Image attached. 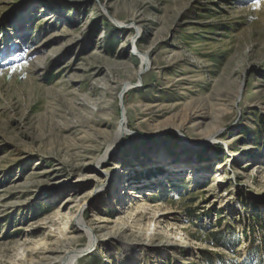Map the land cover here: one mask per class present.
<instances>
[{
  "label": "rangeland",
  "instance_id": "rangeland-1",
  "mask_svg": "<svg viewBox=\"0 0 264 264\" xmlns=\"http://www.w3.org/2000/svg\"><path fill=\"white\" fill-rule=\"evenodd\" d=\"M80 215L76 264H259L264 0H0V264Z\"/></svg>",
  "mask_w": 264,
  "mask_h": 264
},
{
  "label": "bare ground",
  "instance_id": "bare-ground-1",
  "mask_svg": "<svg viewBox=\"0 0 264 264\" xmlns=\"http://www.w3.org/2000/svg\"><path fill=\"white\" fill-rule=\"evenodd\" d=\"M140 58H141V61H142V66L140 67L139 71L142 72V71H144L148 67V65H149V58L147 56H145V55H141ZM125 124H126L125 122L122 123L121 126H120V129H118L117 130V133H115L114 139L112 140V142L110 143V145L108 147L109 150H110V148L113 147L114 144H116V146H117L118 145V140L124 137L125 133L123 132V129H124V127L126 128V125ZM106 154L99 161V163H98L99 166H101V165L103 166L104 161H105V159L107 157ZM77 224H78V228H80L88 236V238H89L88 243L86 245V248L83 247V249H81V250H69V251L66 250L65 253H64V256L62 258V263L61 264H76L77 261H78V259L80 258V256L85 251H87L88 249H90L94 245L92 233L85 226L83 215H80L78 217ZM126 256H128L129 258H131L132 255L131 254H126Z\"/></svg>",
  "mask_w": 264,
  "mask_h": 264
},
{
  "label": "trees",
  "instance_id": "trees-1",
  "mask_svg": "<svg viewBox=\"0 0 264 264\" xmlns=\"http://www.w3.org/2000/svg\"><path fill=\"white\" fill-rule=\"evenodd\" d=\"M211 236L214 239V242L216 243V245H220V242L222 241L223 236L220 239H216V235H214V234ZM257 260L259 261V264H264V252L262 253V256Z\"/></svg>",
  "mask_w": 264,
  "mask_h": 264
}]
</instances>
